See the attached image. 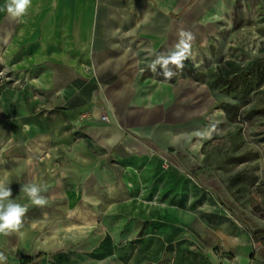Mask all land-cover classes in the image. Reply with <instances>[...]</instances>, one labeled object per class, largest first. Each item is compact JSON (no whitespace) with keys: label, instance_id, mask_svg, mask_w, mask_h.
Segmentation results:
<instances>
[{"label":"crops","instance_id":"1","mask_svg":"<svg viewBox=\"0 0 264 264\" xmlns=\"http://www.w3.org/2000/svg\"><path fill=\"white\" fill-rule=\"evenodd\" d=\"M6 4L0 0V69L9 76L6 87L24 90L17 98L0 95V180L11 183L12 198L32 215L27 228L39 230L44 213L49 227L78 221L63 226L78 229V217L64 219L67 210L78 208L96 217L95 225L97 216L145 199L159 182L156 193L166 198L170 191L193 192L178 209L192 206L208 227V238L198 234L194 241L198 264H264V247L230 229L225 215L217 221L214 201L195 187L197 176L170 174L173 164L188 172L187 156L196 157L206 142L229 130L220 95L185 71L209 67L238 33L264 38V0H32L19 21L9 19ZM181 31L194 37L190 55L183 68L170 63L173 75L166 78L159 64L155 71L152 65L176 50ZM103 113L109 123L100 120ZM167 158L175 159L164 171ZM33 183L47 206L32 204L21 190ZM135 205L132 213L147 210ZM24 225L23 219V233ZM90 230L81 227L64 242ZM11 239L16 247L9 250ZM184 239L177 240L179 247L189 246ZM217 243L230 258L215 256ZM25 244L26 234L0 235L6 257L0 264H18Z\"/></svg>","mask_w":264,"mask_h":264},{"label":"rangeland","instance_id":"2","mask_svg":"<svg viewBox=\"0 0 264 264\" xmlns=\"http://www.w3.org/2000/svg\"><path fill=\"white\" fill-rule=\"evenodd\" d=\"M237 36L230 41L225 54L209 60V67L185 71L220 95L218 105L227 108L229 130L223 137L206 142L196 157L187 156L184 164L188 172L173 164L175 158L167 159L174 166L171 175L199 178L200 183L195 187L214 201L217 221L225 219V215L230 229L242 230L252 244L264 247V38L256 35L244 38L239 33ZM237 69L240 73H233ZM0 72L9 78L4 70ZM2 82L0 95L8 93L11 98H17L18 92L24 90L16 85L6 87V81ZM41 157L47 159L45 155ZM159 185V182L151 184L145 199L120 205L116 214L97 216L95 225L96 217L86 209L67 210L64 219L76 216L83 223L78 229L64 231L63 227L80 225L78 221L63 225L56 222L49 227L47 216L41 213L40 229L34 231L32 227L27 228L33 224L32 215H25L26 244L20 247L23 255L18 264H198L194 241L199 239L198 234L208 238L204 231L208 227L203 219H198L199 214L192 206L183 212L178 209L193 192L173 194L170 191L166 198L156 193ZM136 202L137 208L146 206L147 210L143 207L132 213ZM190 202L200 203L199 200ZM81 227L91 230L80 239L64 242ZM182 238L189 246H178L183 242L177 240ZM10 241L13 245L16 239L8 240L5 247L9 250L16 247ZM166 241L172 242L169 247L164 245ZM71 243L74 244L72 253L66 254L65 248ZM202 249L201 253L208 258V249ZM215 250L217 258H230L220 243L211 251Z\"/></svg>","mask_w":264,"mask_h":264},{"label":"clouds","instance_id":"3","mask_svg":"<svg viewBox=\"0 0 264 264\" xmlns=\"http://www.w3.org/2000/svg\"><path fill=\"white\" fill-rule=\"evenodd\" d=\"M32 5V0H7L6 11L8 17L12 21L22 20L27 16L28 10ZM194 37L191 33L184 31L180 32L179 43L176 45V50L171 52L167 57L160 56L153 62L152 70L155 71L156 64L161 66V74L166 78H170L173 75L168 65L174 64L179 68H183L182 61L190 55V41ZM10 182L0 180V235H10L13 232L18 233L20 236H24L25 233L21 232V226L23 223V217L27 212V208L20 203H17L12 198V190ZM21 190L28 196L32 204L43 207L46 205L47 200L41 195V187L37 184L23 185ZM6 257L0 252V262L4 261Z\"/></svg>","mask_w":264,"mask_h":264},{"label":"built area","instance_id":"4","mask_svg":"<svg viewBox=\"0 0 264 264\" xmlns=\"http://www.w3.org/2000/svg\"><path fill=\"white\" fill-rule=\"evenodd\" d=\"M8 79L9 78L6 77L5 73L3 74V72H0V84H3L2 80L6 81ZM100 120L102 122L109 123L108 116L105 113H103L100 116ZM171 168H172V164L170 163V161L167 160V159H162V161H161V169L164 170V171H167V170H170ZM253 245L256 246V243H253ZM221 264H225V263L222 262Z\"/></svg>","mask_w":264,"mask_h":264},{"label":"trees","instance_id":"5","mask_svg":"<svg viewBox=\"0 0 264 264\" xmlns=\"http://www.w3.org/2000/svg\"><path fill=\"white\" fill-rule=\"evenodd\" d=\"M237 71H239V72H237ZM237 71L235 70L233 73H235V74L240 73V70L237 69ZM229 83H232V82H229ZM229 86H231V84ZM221 106L223 107L224 112L227 113V108L224 107V105H221ZM228 120L230 121V119H228Z\"/></svg>","mask_w":264,"mask_h":264},{"label":"bare ground","instance_id":"6","mask_svg":"<svg viewBox=\"0 0 264 264\" xmlns=\"http://www.w3.org/2000/svg\"><path fill=\"white\" fill-rule=\"evenodd\" d=\"M87 229H89V228H87Z\"/></svg>","mask_w":264,"mask_h":264}]
</instances>
